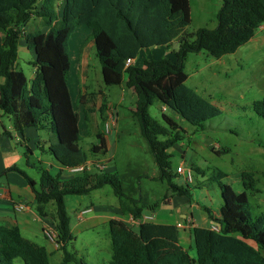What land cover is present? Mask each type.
<instances>
[{
  "label": "trees",
  "instance_id": "1",
  "mask_svg": "<svg viewBox=\"0 0 264 264\" xmlns=\"http://www.w3.org/2000/svg\"><path fill=\"white\" fill-rule=\"evenodd\" d=\"M59 0H0V111L14 118V129L35 128L50 133L54 140L46 149L59 170L51 174L40 170L37 181L26 176L35 201V212L47 216L45 207L54 206V227L58 249L63 251L60 264H83L65 246L72 240L66 195H84L109 184L123 214L141 218L144 209L154 210L158 202L147 204L141 197L126 193L116 173L105 169L81 172L69 178L64 171L96 164L100 159L88 157L80 146V113L73 105L67 79L70 69L68 42L79 25L91 34L106 86L120 85L134 92L132 114L148 152L158 169L156 179L166 181L169 197L190 200L188 187L172 181L170 148L182 140L181 127L171 116L161 114V121L151 116L149 106L160 101L186 122L202 130L205 122L220 115V109L200 96L185 82L184 62L189 53L206 51L215 58L234 53L264 25V0H221L214 28L186 32L191 21L189 0H61V12H55ZM39 16L46 31L25 32L33 16ZM33 51L30 62L35 68L28 79L16 60L21 40ZM172 59H144L143 67L128 64L143 49L169 47ZM95 93L79 94L77 102L86 105ZM106 100L101 99L100 119L104 121ZM252 111L264 118V98L253 101ZM92 154H105L107 143L103 130L95 134ZM264 148V146H263ZM30 150L26 149L28 156ZM29 165V164H28ZM224 174L217 171V177ZM244 190L237 192L227 183L218 182L222 203L217 216L206 213L212 226H194L191 234L195 256L179 244L174 224L144 221L134 229L118 219L107 222L111 242L110 264H264V214L253 215L247 190H253L250 173L241 175ZM186 185L188 183L186 182ZM168 196H164L162 203ZM49 264L45 247L25 238L16 225L0 224V264Z\"/></svg>",
  "mask_w": 264,
  "mask_h": 264
},
{
  "label": "rangeland",
  "instance_id": "2",
  "mask_svg": "<svg viewBox=\"0 0 264 264\" xmlns=\"http://www.w3.org/2000/svg\"><path fill=\"white\" fill-rule=\"evenodd\" d=\"M221 3V0H189L191 21L185 28L186 32L193 33L199 28H214ZM55 5V12L59 15L62 1H57ZM35 30L46 31L47 27L43 26L39 16L33 15L25 24L24 31L29 33ZM90 41V30L85 25H79L68 42L71 57L80 48L88 53L89 66L85 74V82L82 83L79 76L78 84L80 83L89 94H99L102 91L107 95L114 112L117 111V124L107 134V152L103 155L92 154L90 147L96 143V137L92 132L99 118L100 104L96 106L89 98L84 106L86 120L83 118L81 108L79 110L81 117L79 124L82 131L80 146L88 157L92 159L97 157L106 166L108 172L116 173L120 177L126 193L134 197L140 196L141 202L147 204L158 202L155 211L160 214L161 220L164 209L168 208L161 200L166 195L169 199L170 192L166 181L161 182L156 179L158 169L131 112L134 98H130L127 94L122 101L120 86L104 84L100 63ZM176 48L177 42L174 41L169 47L156 46L143 49L138 54L134 65L143 67L144 59H172L171 50ZM33 59V52L25 48V41L22 39L19 43L16 67L21 69L27 78L32 71L33 66L30 61ZM184 71L188 76L185 84L216 105L221 113L206 121L203 129L200 130L170 109H164L160 101H155L149 106L151 116L161 121V114L164 113L173 117L182 129V140L175 143L169 150L170 168L174 173L172 181L188 187L189 202L192 204L188 209L191 210L196 222L203 226L208 222L206 208L214 214L219 212L222 199L218 182L227 183L234 191L240 192L245 189L241 175L250 173L254 185L253 190H247L251 212L253 215L264 214V118L251 109L253 101L264 98V25L234 53L220 58L212 57L203 50L198 53H189L184 62ZM70 91L74 103L79 105L75 95L78 92L77 87L74 88L71 85ZM108 110L109 108H106L105 111ZM105 122L104 118V121H101V126L104 128ZM32 148L39 154L35 146ZM15 151L22 154L26 152L25 147L19 146L15 147ZM181 162L191 169V181H186L183 175L176 173V168ZM217 171L224 175L214 177ZM27 173L37 180L40 170L28 168ZM66 196L70 226L73 224L76 208L72 209V205L69 208V198L82 200L80 206H77L78 209L90 203L100 209L118 203L109 184L85 195ZM46 210L54 211L53 204L48 203ZM167 213L165 217H168ZM210 223L213 224L212 221ZM21 232L25 238L44 246L47 251L52 250V244L42 236L34 237L26 231ZM72 236V240L66 244L65 248L73 253L77 260H82L83 264H110L111 242L107 222L98 223L95 227L83 226L82 229L74 230ZM186 249L191 256H195L193 243L190 247L186 246ZM62 254L61 249L54 250L49 255V264H60Z\"/></svg>",
  "mask_w": 264,
  "mask_h": 264
},
{
  "label": "crops",
  "instance_id": "3",
  "mask_svg": "<svg viewBox=\"0 0 264 264\" xmlns=\"http://www.w3.org/2000/svg\"><path fill=\"white\" fill-rule=\"evenodd\" d=\"M260 27L258 28V30L260 29ZM89 43L90 45L94 46L92 39ZM25 48L28 50L26 46ZM137 56L131 60L130 62L131 65H134ZM69 59H70V69L68 73L67 85L72 103L76 107V110L79 113L80 108L82 111L83 106L77 102V96L79 94H85L87 93V91L85 88L81 86L80 83L78 84V78L80 76L82 83L85 82V78H86L85 74L87 73V69L89 66L88 53L85 49L80 48L75 55H72V57L69 55ZM34 72H35V68L32 67V71L28 79L33 78ZM2 81H3L2 78H0V83ZM70 81H71V85L74 88L77 87L78 92L75 95H77L76 102L79 105L75 104L72 99L71 91H70L71 89ZM118 86L121 87L122 101L125 100L127 94L129 95L130 98L131 97L134 98L133 106L131 107V110H133L135 103L134 92L126 88L124 84H120ZM102 98L106 100L107 108H109V110L105 111L104 113L106 119L105 126L107 123H109L110 127L108 130L106 129V127L104 128L101 126V119L99 115L98 116L99 118H97L96 125H94L92 134L95 136L96 132L99 129L103 130L105 133V139L108 146L107 134L110 133L111 129L114 128V126L117 124V116H116L117 111L114 112L113 107L108 101L107 95L102 91H100L99 94H96L92 98V101L94 104H96V106H99ZM53 140H54L53 136L44 130H36L35 128H24L21 132L16 131L14 129V118L10 115L3 114L0 111V224L9 225V226L16 225L19 227L20 231L22 230L26 231L31 236L34 237L42 236L53 246L51 251H47L49 255H51L54 250H57L58 247L55 246L45 237L43 233V229L47 226H54V218H53L54 211L48 212L45 207V211L47 212V216L45 217H41L35 212L34 197L26 176L30 177V175L27 173V169L33 168L32 166H30V164L32 163H34L37 167L41 169L43 168L48 169L51 174H54L59 170V165L46 152L48 145ZM18 146L25 147V151L26 149L30 150L27 157L25 153L22 154L20 152L15 151V147L18 148ZM32 146L36 147L39 154L33 151ZM72 174L74 173L64 171L62 173V176L65 178H69L71 177ZM33 180L37 181L36 179ZM167 199L166 202H164V204L168 206V208L164 209V213H162L163 217L161 220L159 219L160 214L156 213L155 209L154 210L144 209L141 212V217L151 216L152 218L147 221L160 223V224L177 225L178 223H184L183 227L178 228V239H179V244L183 247V249L187 250L186 246L190 247L193 243L192 234H191L192 227L200 226L196 222V219L193 217L191 210L188 209L192 206V204L184 196H180V198H178L177 195H174L169 197L168 200ZM64 201L67 210V204H66L67 196L64 197ZM68 201L70 204L69 208L71 205H72V209L74 207L76 208L74 209L73 224L72 226H70V231L72 234L74 230L76 231L79 228L82 229L83 226L95 227L96 224L108 222L110 219H118L123 222H126L128 225H131L134 229L139 224V223H128L126 221V219L131 217L132 215L123 214L119 208V202L117 203V205L102 207L101 209L100 207H95L90 203L89 205L83 207L85 209L83 208L78 209L77 206H80L82 202L80 198H69ZM15 204H23L24 207L22 210H17L14 207ZM82 210H85V212L80 214ZM165 213H167L168 217H165ZM213 215L217 216V214L214 213ZM187 219L191 221V226L186 224ZM207 219L208 222L206 225H203V227L212 226V224L210 223L211 222L210 218L207 217ZM14 264H23V263L19 258H16L14 260Z\"/></svg>",
  "mask_w": 264,
  "mask_h": 264
},
{
  "label": "built area",
  "instance_id": "4",
  "mask_svg": "<svg viewBox=\"0 0 264 264\" xmlns=\"http://www.w3.org/2000/svg\"><path fill=\"white\" fill-rule=\"evenodd\" d=\"M131 60L128 59L126 61V65L130 64ZM165 109V107H163ZM109 126L110 124L107 123L106 124V129L109 130ZM87 169L88 171H95V170H102V169H105L106 166L102 163V162H98L96 164H92V163H88L85 167L83 166H78V167H75L71 170H69L70 173H77V172H81L82 170ZM176 173L180 174V175H183L185 177V180L186 181H191L192 179V173H191V169L188 167V166H185L183 163L179 164L176 168ZM15 209L17 210H22L23 209V204H15ZM85 210H82L80 212V214L84 213ZM152 217L150 216H146V217H141L139 219L137 218H134V217H129L126 219V221L128 223H141V222H144V221H147L149 219H151ZM186 224L187 225H191V221L187 219L186 221ZM184 223H178L176 225L177 228H180V227H183ZM43 233L45 235V237L50 241L52 242L55 246L58 247V243H57V231L55 229L54 226H47L43 229Z\"/></svg>",
  "mask_w": 264,
  "mask_h": 264
}]
</instances>
